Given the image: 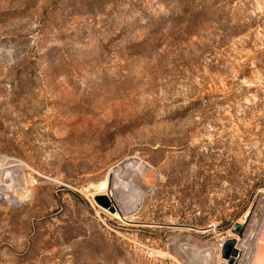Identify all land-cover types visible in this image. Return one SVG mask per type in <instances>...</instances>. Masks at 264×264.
<instances>
[{
  "label": "rangeland",
  "instance_id": "obj_1",
  "mask_svg": "<svg viewBox=\"0 0 264 264\" xmlns=\"http://www.w3.org/2000/svg\"><path fill=\"white\" fill-rule=\"evenodd\" d=\"M230 239L264 264V0H0V264H229Z\"/></svg>",
  "mask_w": 264,
  "mask_h": 264
},
{
  "label": "water",
  "instance_id": "obj_2",
  "mask_svg": "<svg viewBox=\"0 0 264 264\" xmlns=\"http://www.w3.org/2000/svg\"><path fill=\"white\" fill-rule=\"evenodd\" d=\"M141 170H137V172H140ZM113 173L115 174V170L113 169ZM111 180V176H109V183ZM92 201L100 206L101 208L107 210L109 213L114 214L115 212L118 213L119 217L123 216V213H121L119 210L117 211L116 207L110 202L109 198L106 195H96L92 197ZM134 208V207H133ZM133 209H131L130 212H132ZM130 212H126L124 214H128ZM242 228L240 225H236L234 228V233L241 235ZM236 240L230 239L225 242L222 251H221V257L229 262V264H234L235 259L238 258L239 252L236 248Z\"/></svg>",
  "mask_w": 264,
  "mask_h": 264
},
{
  "label": "bare ground",
  "instance_id": "obj_3",
  "mask_svg": "<svg viewBox=\"0 0 264 264\" xmlns=\"http://www.w3.org/2000/svg\"><path fill=\"white\" fill-rule=\"evenodd\" d=\"M130 164H132V166ZM125 167L126 168L129 167L128 172H130L131 168H133V169L136 168V162H134V161L128 162L127 164H125ZM142 187H144V186L142 185L140 188H142ZM138 189H139V187L137 188V191H136L137 193L131 194V196H129V192H127V199H126L125 204L123 205L122 208H118V209L116 208L117 211L119 210L121 213L124 214L126 212H130L131 209H133V207H134V205H135V203H136V201L138 199V195H139V190ZM248 239L249 238L244 237L243 240H246V242H247ZM246 242L242 241V240H239V241L237 240L236 248H237V250L239 252V256H238L237 259H235L234 264H243L242 262H245V261L249 262L251 254L248 252L249 251V244H246ZM246 245L248 247H246ZM259 259H260V257L258 258V260ZM204 263L207 264V261H201V264H204Z\"/></svg>",
  "mask_w": 264,
  "mask_h": 264
}]
</instances>
